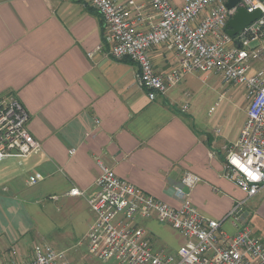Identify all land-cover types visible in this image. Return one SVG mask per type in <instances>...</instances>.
<instances>
[{
    "label": "crops",
    "instance_id": "0c3cea01",
    "mask_svg": "<svg viewBox=\"0 0 264 264\" xmlns=\"http://www.w3.org/2000/svg\"><path fill=\"white\" fill-rule=\"evenodd\" d=\"M108 50L103 19L86 0H0V99L22 102L42 142L38 154L0 163V260L26 263L37 243L70 254L86 241L98 161L174 207L184 173L198 174L192 199L209 219L222 220L246 197L226 176L225 147L239 138L247 96L233 91L219 112L223 93L214 105L193 108L194 72L151 100L139 85V66ZM151 58L160 73L176 63L164 45ZM74 187L85 193L69 194ZM243 211L244 225L264 244V192ZM141 225L158 250L174 253L186 241L155 218ZM222 228L236 232L228 220Z\"/></svg>",
    "mask_w": 264,
    "mask_h": 264
},
{
    "label": "built area",
    "instance_id": "2783aa9c",
    "mask_svg": "<svg viewBox=\"0 0 264 264\" xmlns=\"http://www.w3.org/2000/svg\"><path fill=\"white\" fill-rule=\"evenodd\" d=\"M102 17L108 54L130 59L139 66L138 82L155 100L166 95L189 73H216L224 84L244 86L247 117L238 140L225 147L226 176L245 192L222 220L205 217L194 204L192 192L202 178L187 171L175 186L178 207L171 206L120 178L98 161L100 174L89 205L94 221L85 237L89 254L116 264H264V244L244 225L247 201L264 192V2L241 0H86ZM240 8L262 16L230 36L227 23ZM166 46L176 63L160 73L154 68L152 49ZM92 55V54H90ZM188 105L184 106V111ZM30 114L13 95L0 99V163L22 160L42 150L30 131ZM74 150H71L73 153ZM40 175L31 176L35 183ZM77 187L71 195H83ZM155 218L177 230L185 243L174 253L154 247L141 224ZM230 221V235L223 228ZM12 250V255H18ZM64 251L37 243L33 257L23 264H67ZM0 264H16L13 260Z\"/></svg>",
    "mask_w": 264,
    "mask_h": 264
},
{
    "label": "rangeland",
    "instance_id": "374dc122",
    "mask_svg": "<svg viewBox=\"0 0 264 264\" xmlns=\"http://www.w3.org/2000/svg\"><path fill=\"white\" fill-rule=\"evenodd\" d=\"M195 75H199V78H192L194 82V94L192 96L193 108L208 104L210 107L218 101L220 95L223 93V98L219 101L220 107H216L217 111L218 109L220 111L228 103L229 99H231L229 96L233 91H236L239 96L246 95L244 86L224 84L216 73H196ZM66 255L68 260L67 264H116L114 261L103 262L92 257L88 251L87 241H84L76 251L73 250L70 254L66 253Z\"/></svg>",
    "mask_w": 264,
    "mask_h": 264
},
{
    "label": "water",
    "instance_id": "95a60500",
    "mask_svg": "<svg viewBox=\"0 0 264 264\" xmlns=\"http://www.w3.org/2000/svg\"><path fill=\"white\" fill-rule=\"evenodd\" d=\"M241 0H228L227 7L232 8L237 5ZM264 2V0H260ZM263 14L261 8H257L253 12H248L244 8H240L236 14H234L227 23L226 31L227 33L234 37L240 31L245 29L248 25L252 24L258 20Z\"/></svg>",
    "mask_w": 264,
    "mask_h": 264
}]
</instances>
